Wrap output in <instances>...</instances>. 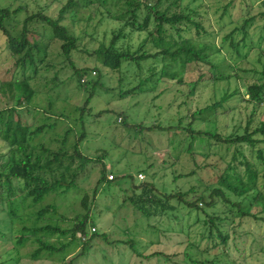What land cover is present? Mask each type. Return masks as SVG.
I'll use <instances>...</instances> for the list:
<instances>
[{"label":"rangeland","instance_id":"374dc122","mask_svg":"<svg viewBox=\"0 0 264 264\" xmlns=\"http://www.w3.org/2000/svg\"><path fill=\"white\" fill-rule=\"evenodd\" d=\"M66 1L0 0V8L24 7L12 22L17 32L28 13L44 8L47 15L55 17ZM226 1L228 0H185L190 10L198 11L196 18H200L207 30L212 31L209 36L195 37L197 41L219 44L223 34L234 26V23L228 22L231 19H241L247 12L245 3L235 2L234 7L230 8L231 19L226 14L221 16ZM249 1L253 6L250 15H256L262 10L261 0ZM106 9L113 12L115 7L109 2L101 6L95 1L82 7L75 15L67 14L63 21L80 39V45L70 54V60L75 67L89 70L80 82L92 79L98 80L99 85H77L73 68L60 55V42L57 41L51 45L48 57L53 67L45 71L41 68L38 77L30 81L31 87L36 91L35 96L29 103L30 107L25 105L21 108L23 110H19L26 123L45 126L32 143H43L56 148L61 144V139L67 137V145H70L84 131L85 136L79 143L80 150L89 157H101L102 162L89 163L78 175L76 184L67 192L50 193L35 205H32L30 198L17 199L12 206L19 216L13 223L8 215L11 205L0 203V264H182L181 253L187 243H198L200 247H204L206 243L204 236L208 234V230L195 222L197 214L200 220L206 218L202 212L190 211L173 198L170 204L176 210L172 213L143 215L128 199L133 190L131 185L149 181L158 188L156 193L179 191L188 193L187 199L197 197L201 191L216 185V179L225 167V162L220 157L228 159L232 150L225 145L214 144L208 151L204 143L196 139L192 142L193 152H189L184 148L187 146L185 131L146 127L153 124L166 127L182 120L183 125L191 123L195 129L223 134L243 131L252 110L250 104L240 101L239 94L226 102L234 107L227 112H218L217 116H204L205 121H200L198 116L191 114L219 99L225 92L230 93L235 88L243 89L245 82H251L255 78L252 69L260 70L264 65V22L257 19L249 29L254 48L249 52L247 60L238 64L236 79L214 84L203 80L202 85L193 87L192 83L198 79L201 71L194 64L186 65L181 71L177 64V78L150 81L137 88L142 92L122 95L149 75L147 68L152 60L143 62V68L125 64L121 72L111 71L99 63L92 54L93 50L100 42H108L111 30L119 25L107 17ZM144 37V32H133L129 41L131 49H136ZM5 42V36L0 32V80L10 77L8 69L13 62ZM155 66L158 70L160 64L156 63ZM15 78H22L20 69L15 73ZM179 79L181 82H178ZM204 84L207 86L203 87ZM90 91L93 94L88 109L81 114L80 108ZM3 107L5 100L0 93V108ZM100 110L104 111L101 116H95ZM120 112L123 114L118 115ZM251 117L252 127L259 121H264V106L257 107ZM260 145L264 147V144ZM5 151V143L0 140V154ZM203 152H208L209 155L205 157ZM4 160L5 156L1 158V161ZM103 163L111 181L97 184ZM140 171L144 176L142 180L137 175ZM258 184L264 191L261 176ZM47 204L55 205L57 213L50 212L39 217L37 211ZM258 208L260 205L256 204L252 211ZM88 209L90 219L86 225L87 234L93 232L92 227L97 233L86 242L82 241V237L79 238V233L72 239L69 234L39 230L45 225L70 229L76 222L75 218ZM214 210L217 215L225 214L222 212L225 206L220 203L214 208H206L208 213ZM180 225L183 230H180ZM29 228L38 230L34 234ZM223 230H227L229 234L226 248L228 260H234L237 264H264L263 221L235 216L230 224L229 220L226 221ZM19 232L27 233V237L21 244H16L15 235ZM254 236L257 238L253 241ZM44 242L58 250L41 249L38 258H33L34 252ZM258 244L261 252L257 251L251 257L241 259L249 253L251 246ZM156 251L178 256L172 260L161 255L148 258V255ZM211 257L209 255L208 258ZM217 262L215 263L220 264V261Z\"/></svg>","mask_w":264,"mask_h":264},{"label":"trees","instance_id":"16d2710c","mask_svg":"<svg viewBox=\"0 0 264 264\" xmlns=\"http://www.w3.org/2000/svg\"><path fill=\"white\" fill-rule=\"evenodd\" d=\"M95 1L101 6L109 2L112 7H115L113 12L106 9V14L108 18L119 23L117 28L111 30L108 42H100L99 46L93 50L92 54L99 63L111 71L121 72L125 64L143 68V62L152 60L147 68L149 75L140 79L137 85L124 91L122 95L136 91L142 92L137 88L150 81L177 78L179 75V71L176 70L177 64L180 65L181 71L188 64H194L201 71L198 79L192 83L193 87L201 84L203 80L214 84L236 79L238 64L247 60L249 52L254 48L249 29L257 19L264 22V0H261L262 10L256 15H250L253 6L249 0H228L223 5L221 16L226 14L231 19L230 8L234 7L235 2L245 3L248 7L247 12L242 18L240 17L241 21L231 19L228 22L234 23V26L223 34L220 43L216 45L210 41L196 40L195 37L209 36L212 31L207 30L200 18H196L199 15L198 11L190 10L185 0H67L55 17L47 15L44 8L28 13L21 22L20 31L17 32L12 22L24 7L0 8V32L5 36L6 50L13 59L11 68L8 69L10 77L0 80V93L5 100V107L0 108V140L6 146L5 153L0 154V203L5 202L11 205L8 211L11 223L19 216L12 206L17 199L30 198L32 205H35L50 193L67 192L76 184L78 175L89 163L102 162L101 157H89L80 150L79 143L85 136L84 131L70 145H67V137L62 138L61 144L56 148L43 143H32V140L43 132L45 126L26 123L19 111L23 110L21 108L25 105L30 107L29 103L35 96L36 91L31 87L30 81L38 77L41 68L45 71L53 67L48 57L51 45L57 41L60 42V55L73 68L77 85L93 84V87L99 85L98 80L92 79L85 83L80 82L89 70L75 67L70 60V54L78 49L80 39L63 23L67 14L75 15L82 7H87ZM188 10H190L189 13ZM133 32L145 33V37L134 50L129 43ZM154 63L160 64L158 70ZM19 69L21 79L15 78V73ZM252 70L255 72V78L251 82H245L243 89L235 88L230 93L225 92L219 99L191 114V116H198L200 121H205L204 116H217L218 112H227L234 107L227 105L226 102L239 94L240 101L250 104L252 110L243 126V131L223 134L218 131L195 129L191 123L183 125L182 120H179L176 125L166 127L159 124L146 127L185 131L187 146L184 148L189 152H193L192 142L196 139L204 143L208 151L214 144L225 145L227 149L232 150L228 159L220 157L224 160L225 167L219 173L216 185L209 190L201 191L197 197L192 196L187 199L188 193L179 191L174 193L160 191L159 194L156 193L159 191L158 188L149 181L131 185L133 190L128 199L143 215L172 213L176 207L170 204V200L176 198L183 207L190 211H198L197 213L202 212L206 216L202 220L198 214L195 217V222L200 223L204 230H208L206 236L202 234L206 243L204 247L194 242L187 243L184 252L181 253L182 264H216L217 261H220V264H237L236 261L227 259L226 248L229 234L227 230H223L226 221L229 220L230 224L234 217L238 216L264 222V191L258 184L261 176L264 185V147L260 145L264 144V121H259L255 127L251 126V116L254 111L257 107L264 106V65L260 70ZM178 82L181 80L179 79ZM206 86L207 84L203 85V87ZM92 94L93 91L88 93L80 108L81 114L88 109ZM14 102L15 104H12ZM103 112L100 110L95 113V116L99 117ZM122 114L120 112L118 115ZM124 122L125 117L122 123ZM202 154L205 157L209 155L208 152ZM178 155L179 153L177 157ZM3 156L5 160L1 161ZM100 172L97 184L111 181L107 176L104 163ZM139 173L141 171L137 175ZM229 195L233 197L230 198ZM218 203L225 206V210L222 211L225 213L223 216L217 215L216 210L210 213L206 211V208H214ZM256 204H259L260 208L252 211V207ZM56 208L53 204H47L37 211V215L44 217L50 212L57 213ZM89 213L88 209L86 213L77 216L76 222L70 229L45 225L39 230L57 232L62 235L69 234L72 239H75L76 234L79 233V238L82 237V241L86 242L97 233L94 229L87 234ZM28 230H32L31 232L35 234L38 229L29 228ZM180 230H183L181 225ZM15 237L16 244H21L27 237V233L19 232ZM255 238L257 237L254 236L253 241ZM41 244L32 255L33 258H38L41 249L58 250L45 242ZM259 246L260 244L251 246L249 253L241 259L251 257L257 251L261 252ZM155 255H161L167 260L178 256L156 251L148 255V258ZM209 255L212 257L208 258Z\"/></svg>","mask_w":264,"mask_h":264},{"label":"built area","instance_id":"2783aa9c","mask_svg":"<svg viewBox=\"0 0 264 264\" xmlns=\"http://www.w3.org/2000/svg\"><path fill=\"white\" fill-rule=\"evenodd\" d=\"M109 177H110V176H109ZM143 177H144V176H143L141 173L138 174V178H139L140 180H142ZM110 179H111V177H110ZM94 229H95L94 227L91 228L92 231H94Z\"/></svg>","mask_w":264,"mask_h":264}]
</instances>
